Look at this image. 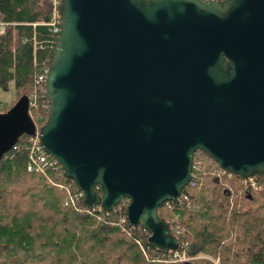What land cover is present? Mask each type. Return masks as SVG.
<instances>
[{
    "label": "water",
    "instance_id": "1",
    "mask_svg": "<svg viewBox=\"0 0 264 264\" xmlns=\"http://www.w3.org/2000/svg\"><path fill=\"white\" fill-rule=\"evenodd\" d=\"M60 15L42 147L87 206L127 198L130 225L177 251L159 208L189 185L197 151L264 174V0H61ZM30 110L23 97L0 114V158L36 133Z\"/></svg>",
    "mask_w": 264,
    "mask_h": 264
},
{
    "label": "trees",
    "instance_id": "2",
    "mask_svg": "<svg viewBox=\"0 0 264 264\" xmlns=\"http://www.w3.org/2000/svg\"><path fill=\"white\" fill-rule=\"evenodd\" d=\"M54 14V0H0V88L14 83L17 102L27 97L34 103L31 115L39 130L51 103L34 79L54 59L60 39L51 25ZM15 104L0 103V114ZM31 136L0 158V264H170V253L153 246L145 228L130 225L127 198L113 211L87 206L84 199L66 207L65 190L28 171ZM221 170L197 151L183 190L189 200L164 203L159 215L180 241L178 250L198 257L188 264H215L210 258L219 264H264V174L254 176V189L247 178ZM49 175L73 192L79 189L62 166Z\"/></svg>",
    "mask_w": 264,
    "mask_h": 264
},
{
    "label": "built area",
    "instance_id": "3",
    "mask_svg": "<svg viewBox=\"0 0 264 264\" xmlns=\"http://www.w3.org/2000/svg\"><path fill=\"white\" fill-rule=\"evenodd\" d=\"M205 1H216L219 3H223L226 0H205ZM60 4H61V0H54L55 14H54V21L51 25L54 27L55 32L61 31V29H60L61 15H60V9L58 10V8H60ZM47 74H48V69H45L43 72L37 73L35 75L34 84H35L36 90L37 89H43V91L46 92ZM34 96H36V94ZM30 103H31V110H32L33 109L32 107H34V103H32L31 101H30ZM45 108H48V106H45ZM31 110H30V112H31ZM28 142L30 144L28 171L29 172L35 171V172H38V173L45 175L46 178L48 179L49 183L53 184L55 187H57L59 189L65 190L67 192V197L65 198V206L66 207H69V206L75 207V206H77L76 204L79 200H82V199L85 200V195H84V192L82 190L78 189L76 192H73L71 187H68V186L64 185L63 183L58 182L57 180H55L54 178H52L49 175L50 170H52L54 172L58 171L61 164L59 163V161L55 157L48 154L44 150V148L42 147L41 140H40V130L38 128H37L36 133L34 135H32L30 138H28ZM14 148H16V146ZM221 171H224V170H221ZM246 183H250L254 189H258V186L256 184L254 176L247 178ZM192 185H194V184H192ZM188 200H189V196L187 194H183V192H182L180 198H178L174 201H168V202H166V204L168 207H171L172 203H176L177 205H183ZM172 233H173V231H172ZM176 233L180 234L181 231L179 229H176ZM173 235L175 236L174 233H173ZM170 255H171L169 258L170 264H188L192 260L195 259V258H191L190 256H188L186 254V252H181L179 250L178 251H171Z\"/></svg>",
    "mask_w": 264,
    "mask_h": 264
},
{
    "label": "rangeland",
    "instance_id": "4",
    "mask_svg": "<svg viewBox=\"0 0 264 264\" xmlns=\"http://www.w3.org/2000/svg\"><path fill=\"white\" fill-rule=\"evenodd\" d=\"M2 28H0V33L2 32ZM17 102V98H16V94H15V86L14 83H11L9 86V90H3L0 88V103L3 105H13ZM13 103V104H12ZM53 185V184H52ZM54 186V185H53ZM191 258H195L194 260L198 259V257H191ZM211 260H213L215 262V264H219L220 261L219 260H214L212 258H210ZM192 260V261H194Z\"/></svg>",
    "mask_w": 264,
    "mask_h": 264
},
{
    "label": "bare ground",
    "instance_id": "5",
    "mask_svg": "<svg viewBox=\"0 0 264 264\" xmlns=\"http://www.w3.org/2000/svg\"><path fill=\"white\" fill-rule=\"evenodd\" d=\"M194 162V161H193Z\"/></svg>",
    "mask_w": 264,
    "mask_h": 264
}]
</instances>
